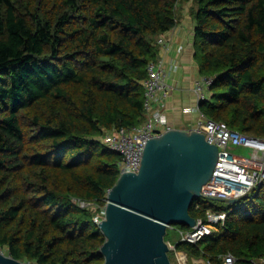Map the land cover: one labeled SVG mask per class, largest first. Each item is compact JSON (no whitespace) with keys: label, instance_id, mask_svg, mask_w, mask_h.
I'll list each match as a JSON object with an SVG mask.
<instances>
[{"label":"trees","instance_id":"1","mask_svg":"<svg viewBox=\"0 0 264 264\" xmlns=\"http://www.w3.org/2000/svg\"><path fill=\"white\" fill-rule=\"evenodd\" d=\"M180 1L0 0L5 254L31 264L103 263L93 215L121 157L100 136L145 120L146 66L158 57V36L179 22ZM191 1L193 58L213 79L200 112L264 137V0ZM209 201H194L190 214L224 211L225 219L195 243L179 239L188 225L173 224L176 238L165 236L173 251L210 264L228 253L234 264L264 261V186L237 203Z\"/></svg>","mask_w":264,"mask_h":264},{"label":"water","instance_id":"2","mask_svg":"<svg viewBox=\"0 0 264 264\" xmlns=\"http://www.w3.org/2000/svg\"><path fill=\"white\" fill-rule=\"evenodd\" d=\"M146 141L138 171L122 172L107 191L98 223L105 237L102 264H172L168 228L196 223L189 209L211 177L217 146L196 129L175 126ZM0 264L31 263L0 252Z\"/></svg>","mask_w":264,"mask_h":264},{"label":"built area","instance_id":"3","mask_svg":"<svg viewBox=\"0 0 264 264\" xmlns=\"http://www.w3.org/2000/svg\"><path fill=\"white\" fill-rule=\"evenodd\" d=\"M158 45L167 49L169 43L163 38L157 39ZM176 65L169 69L162 67L157 61H150L147 66V77L143 80L145 120L136 126L118 127L103 130L100 136L102 143L120 155L119 174L122 172H137L140 167L147 139L159 136L171 126L168 124L162 108L168 98L171 86L167 78ZM213 79L201 75L193 82V92L197 103L207 98L209 86ZM193 129L203 133L209 143L218 148V158L209 180L201 188V196L208 199L223 200L237 198L241 200L255 189L264 186V137L250 136L232 130L223 121H213L204 117ZM232 147L249 149L247 156L234 154ZM80 206L90 203L78 201ZM105 205L100 206L93 215V221L99 223L104 218ZM224 211H206V219L196 218V223L187 231L178 230L179 239L195 243L203 236L211 233L218 222L225 219ZM170 250L174 243L167 241ZM0 252L2 249L0 248ZM5 254V253H4ZM7 255V254H6ZM9 256V255H8ZM231 254L222 257V264H234ZM254 264H264V261H254Z\"/></svg>","mask_w":264,"mask_h":264},{"label":"crops","instance_id":"4","mask_svg":"<svg viewBox=\"0 0 264 264\" xmlns=\"http://www.w3.org/2000/svg\"><path fill=\"white\" fill-rule=\"evenodd\" d=\"M181 13L176 26L158 36L169 43V48L159 45L156 61L166 69L177 66L167 78L171 91L162 106L168 124L191 129L202 119L199 103L193 92V82L201 74L193 58V20L188 11L182 10ZM188 258L185 252L175 251L172 264H188V261L190 264H210L202 258Z\"/></svg>","mask_w":264,"mask_h":264},{"label":"rangeland","instance_id":"5","mask_svg":"<svg viewBox=\"0 0 264 264\" xmlns=\"http://www.w3.org/2000/svg\"><path fill=\"white\" fill-rule=\"evenodd\" d=\"M192 5H193V2L191 0H181L180 3H179V5H178V7H177V10L178 11L185 10V11H188V13H189L190 12V8L192 7ZM231 151L234 154L244 155V156H247L250 153V150L249 149H245V148H242V147H232L231 148ZM208 200H210L209 202L212 203V204H214V205H217L218 204V201L217 200L204 198L202 196L196 198L194 201H196L199 204H202L203 202L208 201ZM224 204H231V203L224 202ZM174 225L176 226L177 224H174ZM175 226L172 225L171 227H173V228H170V227H169L170 229L168 228V231H167V233L165 235L167 238H169V237H171L172 239H175L176 238V234L177 233H176V230L174 229V228H176ZM2 251H4V249ZM174 254H175V252L173 250H170L168 252L169 258L171 259L172 263L174 262ZM188 264H190V261H188Z\"/></svg>","mask_w":264,"mask_h":264}]
</instances>
